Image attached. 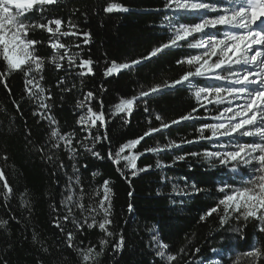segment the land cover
Returning a JSON list of instances; mask_svg holds the SVG:
<instances>
[{
	"label": "trees",
	"instance_id": "obj_1",
	"mask_svg": "<svg viewBox=\"0 0 264 264\" xmlns=\"http://www.w3.org/2000/svg\"><path fill=\"white\" fill-rule=\"evenodd\" d=\"M205 1L209 4L218 2ZM110 3L118 4L127 11H104ZM165 3L166 0H58L57 5L49 6L43 14L35 9L27 14L33 21L41 23L46 22L41 15L47 20L62 19V31H68L67 24L71 21L80 32L91 33L89 44H84L83 38L61 37V42L71 46L69 55L80 51L82 59L91 57L94 61L95 75L85 76L79 75L86 71L79 67L80 58L70 68L66 60L61 61L64 68L59 70L48 62L47 58L55 52L47 46L51 34L39 29L29 33L30 39L45 41L44 45H37L38 54L45 57L44 79L40 80V85L48 90L45 96L49 92L51 94L52 98L47 103L52 105L51 114L58 121L60 131L75 132L73 143L76 144L87 134L82 130L87 126L78 124L80 116L86 114L89 107L98 111V101L104 102L110 143H98L94 149L104 158L97 159L78 147L74 162L80 169L86 207L98 204L103 198V182H110L112 225L109 230L114 235L104 237L98 228L89 229L86 226L83 232H77L71 223L62 224V227H65V231L74 232L73 244L81 248L95 246L100 251L99 240L102 237L108 239L103 254L93 264H213L215 261H219V264H236L237 261L239 264H249L243 254L251 250L257 241L264 245V234L257 231L255 220L248 221L245 227L243 220L235 219L222 225L220 215L216 213L203 221L200 218L216 205L218 199L223 198L224 193L219 192L218 188L225 183L239 186L242 176L251 175V166L240 165V172L232 173V165L224 166L218 161L204 160L202 156L186 155L203 153L205 150L218 151L217 144L225 142L226 137L213 142H183L196 140L202 125L219 123L211 117L219 115L224 105L203 101L206 107H201L192 95L195 89L185 84L163 89L136 101L127 123L124 113L112 115L114 106L121 99H130L142 90L179 79L184 72L194 70L193 66L178 64L177 61L200 55L199 49L188 47L189 41L195 42L199 38L197 35L187 41H179L180 47L165 49L130 69H121L111 76L103 74L105 67L111 66L105 61L128 63L148 56L154 48L167 43L174 33L168 27L166 17H175L173 23L178 24L199 21L186 13L158 11L165 8ZM216 31L221 30L217 28ZM212 33L221 37L220 33ZM76 44L81 47L76 48ZM4 70L5 61L0 58V72ZM61 78L64 84H58ZM194 83L199 87L212 85L210 80L203 78H196ZM7 84L10 92L0 84V157H7V160L0 159V169L5 173L12 194L7 200L4 199L2 193L5 188L0 181V220L7 221L5 226L0 227V264H81L77 253L66 246L65 233L54 224L57 216L65 214L61 201L69 194V177H73L72 186L76 187L71 167L73 161L69 160L63 147L47 152L46 142L51 128L46 120L33 115L44 109L39 107L35 98L27 95L24 72H12L7 76ZM65 86L72 88V91L62 92ZM88 92H93L98 99L85 100ZM81 101L85 103L84 108L77 107ZM145 107L148 111H145ZM193 108L198 111L192 112ZM189 112L203 119L181 121L145 137L135 148L125 149L122 153L134 155L144 152L146 148L164 146L169 140L181 144L179 148L140 156L136 161L137 169L150 165L147 171L132 176L130 170L124 169L122 176L120 169L126 162L122 160L116 166L107 158L109 147L115 152L122 144L138 138L149 128H159L162 122L170 123ZM157 115L161 120L156 119ZM91 131L93 135L97 134L96 128ZM103 131L100 129V132ZM204 134L208 136L210 132L206 130ZM251 141L240 139L241 143ZM84 143L90 141L85 140ZM41 146H45L46 153L53 156L52 161L46 156L42 158V153L37 151ZM179 155H186V159L173 163ZM158 160L171 167L157 168ZM60 161H63V168L57 166ZM96 191H99V195H94ZM129 204L132 211L128 210ZM75 215L80 216L78 210ZM101 219L102 214L96 216L97 221ZM236 227H241L242 233L233 231ZM34 233L36 241L33 240ZM120 235L124 239L123 246L114 250ZM157 242L168 246L166 255L178 254L177 259L167 261L159 257ZM181 249H184L183 253ZM259 264H264V258Z\"/></svg>",
	"mask_w": 264,
	"mask_h": 264
},
{
	"label": "snow or ice",
	"instance_id": "obj_2",
	"mask_svg": "<svg viewBox=\"0 0 264 264\" xmlns=\"http://www.w3.org/2000/svg\"><path fill=\"white\" fill-rule=\"evenodd\" d=\"M57 4L58 0H0V58L5 61V70L0 72V84H3L10 92L7 76L15 71L24 72L27 95L30 98H35L39 107L44 109L43 112H34L33 115L46 120L51 128L48 141L46 142L47 152H51L53 149L59 150L63 147L68 153L69 160L73 161L71 167L75 174L74 183L76 187L72 186L73 177H69L67 186L69 194L65 195L61 201L65 206V214L57 216L54 224L57 229L65 233L66 246L77 253L81 264H93L103 254V250L108 244V239L102 237L99 240L100 251H97L95 246L81 248L73 244L74 232L65 231V227H62V224L71 223L77 232H83L85 226L89 229L98 228L104 234V237H113L114 233L109 230V226L112 225V220L110 219L112 215V189L109 187L110 182L108 180L103 182V198L98 204L96 206L90 204L86 207L83 203L86 194L81 184L80 169L74 162L77 158L78 147H82L84 151L97 159H103L104 157L98 151H94L95 146L98 143H110V141L103 100L98 101V111H94L89 107L87 113L80 116L78 124L87 126V128L82 129L87 134L81 140L76 141V144L73 143L76 137L75 132H61L58 121L51 114L52 105L47 103L52 98L51 94L49 92L45 96L44 94L48 90L40 85V80L44 79L42 72L45 67V57L39 55L37 49V45H44L45 41L30 39V32L39 29L51 34L47 46L54 49L55 52L47 59L56 69L64 68L61 61L65 60L69 68L73 67L76 65L77 59L80 58L79 67L86 69V71L80 72L79 75H95L93 72L94 61L91 57L82 59L80 51L72 52L69 55L71 46L61 42V37H74L83 38L84 44H89L91 42L90 32H80L77 25L71 21H68L67 24L68 31H62L61 29L64 25L62 19L47 20L45 16L41 15V19L46 20V22L41 23L33 21L27 15L33 9L37 13L43 14L49 6ZM104 11L111 13L113 11H127V9L122 8L118 4L110 3ZM158 11L195 13L199 15L200 22L178 24L173 23L174 17H166L168 19V27L174 33L167 43L154 48L148 56L128 63L117 64L115 61H105L106 64L110 63L111 65L110 67H105L103 71L105 76H111L114 72H118L121 69H130L139 65L144 60L151 59L170 47H180L179 41H187L195 33H204L208 38L199 39L195 42L189 41L188 47L202 49L203 52L200 55L189 56L177 61L178 64L186 63L193 66L194 70L184 72L179 79L142 90L138 95L130 99H121L114 106L112 115L124 113L125 123H127V117L131 116L136 101L157 94L163 89L176 88L178 85L184 86L185 84L195 89L192 95L200 103L201 107H206L203 101L217 105L224 104L226 100L228 104H231L233 100L243 101V103L236 106V109L225 107L219 115L211 117V119L220 122L202 125L198 129L200 135L196 140L183 142L188 144L197 143L201 140L213 142L218 141L221 137H232L233 140L238 137L258 138L259 142H230L227 145L223 143L217 145L218 148L231 150H205L203 153L193 152L186 155L193 157L202 156L204 160L209 162L218 161L219 164L224 166L232 165L231 170L234 173L240 172V165L251 166V175L248 177L242 176L239 186H236L235 183H225L218 188L219 192L224 193L223 198L218 199L216 205L209 208L200 219L203 221L208 216L216 213L220 215L222 225L235 219L236 221L243 220L245 227L248 221L255 220L257 222V231L264 234V19H261V17H264V0H223V3L218 0L215 4H209L205 0H166L165 8ZM207 12H216L218 15L214 18H208L206 16ZM258 20L259 24H257ZM217 25H222L226 29L223 39H218L216 34L205 31L206 29L216 28ZM254 25L255 27H253ZM75 47L80 48L81 45L76 44ZM213 58L215 59L213 60ZM219 70H223L227 74L224 75ZM65 71L67 72L66 68ZM37 76H39V79H37ZM196 78L223 81L233 85V87L215 85L199 87L194 83ZM64 83L63 78L58 81V84ZM61 91L71 92L72 88L65 86ZM224 93H227V96L223 95ZM228 97H232V99L229 100ZM92 99H98V97L93 92H88L85 100L90 101ZM77 107L84 108V101L79 102ZM17 109L19 110V105H17ZM145 111H148L147 107H145ZM196 111L198 109H192V112ZM192 112L170 123L162 122L159 128H149L138 138L122 144L115 152L109 147L107 158L116 166H119L122 160L126 162L123 168L120 169L122 176L124 175V169L130 170L132 176L137 175V172L147 171L151 167L150 165L137 169L136 161L140 156L145 153H158L163 152L165 149L179 148L181 144L169 140L164 146L158 145L154 148H146L144 152L134 155H122L125 149L135 148L145 137L152 136L153 133H158L163 129H168L172 125L181 123V121L203 119L202 117L193 116ZM156 119L161 120V117L157 115ZM97 122H99V126ZM53 125L56 127H53ZM93 128L97 129L96 135H93L91 131ZM100 129H104V131L100 132ZM206 130L210 132V135L205 136ZM85 140L90 141V143H84ZM37 151L42 153V158L46 156L48 160H53V156L46 153L45 146H41ZM186 155L175 157L173 163L176 160H185ZM0 159L7 160V157H0ZM57 166L63 168V161H60ZM212 166L215 167L216 165L213 163ZM83 167L86 168L87 166L83 165ZM156 167H171V165H165L158 160ZM93 175H96V173H93ZM0 181L3 182L5 188V192L2 195L7 200L12 194V188L8 185L3 169H0ZM193 187L195 188V185ZM196 191H201V189H196ZM94 195H99V191H96ZM25 203L27 204L28 202L25 201ZM76 210L80 213L79 217L75 215ZM128 210L132 211L131 204L128 205ZM101 214L102 219L97 221L96 216ZM6 224L7 221L0 220V227ZM233 231L242 233V228L236 227L233 228ZM36 239L37 236L34 233L33 240L36 241ZM123 243V236L120 235L118 243L114 245V250L122 248ZM157 247L160 248L157 253L159 257L167 261H175L177 259L178 254L166 255L165 249L168 247L167 245H161L157 242ZM183 251L184 249L180 250L181 253ZM196 251L198 252L199 249H196ZM243 255L249 260V264H259L261 258H264V245H260L259 241H257L251 250ZM213 264H219V261H215ZM236 264H239V262L237 261Z\"/></svg>",
	"mask_w": 264,
	"mask_h": 264
},
{
	"label": "rangeland",
	"instance_id": "obj_3",
	"mask_svg": "<svg viewBox=\"0 0 264 264\" xmlns=\"http://www.w3.org/2000/svg\"><path fill=\"white\" fill-rule=\"evenodd\" d=\"M205 2H206V1H205ZM175 14H176V13H175ZM186 14H189V15H191V16L197 17V18L199 19V21H198L197 23L200 22V17H199L198 14H195V13H186ZM217 15H218V13H216V12H207V13H206V16H207L208 18H214V17H216ZM261 18H264V17H261ZM173 20H175V17H174ZM253 27H255V25H254ZM217 28H220L221 31H216ZM228 30H232V29H228ZM205 31H206V32H209V31H210L211 33H212L213 31H215L216 33H220V34H221V37H218V36H216V37H217L218 39H223V38H224V32L226 31V29H225V27L222 26V25H217L216 28L206 29ZM233 31H235V30H233ZM241 31H242V30H241ZM196 35L199 36V38H198L197 40H199V39H207V38H208L207 35H205L204 33H195V34H193V36H196ZM193 36H191V37H193ZM191 37H189V38H191ZM189 38H188V39H189ZM254 47H255V46H254ZM199 51H200V54L203 52L202 49H199ZM214 59H215V58H213V60H214ZM219 71H221L222 74H224V75L227 74L226 72H223V70H219ZM210 82L212 83V85H219V86H221V87H233V85H229V84H227L226 82H223V81H215V80H211ZM223 95L227 96V93H224ZM228 99L231 100L232 97H228ZM205 102H207V101H205ZM241 103H243V101H240V100H233L231 104H228V102H227V100H226L225 103L222 104V105H224V107H233V109H236V106H237L238 104H241ZM227 115H231V114H227ZM240 139H245V140H246V139H250V140H252L251 143H253V142H259L258 138H255V137H238L236 140H233L232 137H226V141H225V142H219V143H223V144H225V145L229 144L230 142H232V143H241V142H240ZM219 143H218V144H219ZM218 144H217V145H218ZM216 147H217V146H216ZM217 148H218V147H217ZM217 150H218V151H226V150H231V149L218 148Z\"/></svg>",
	"mask_w": 264,
	"mask_h": 264
},
{
	"label": "bare ground",
	"instance_id": "obj_4",
	"mask_svg": "<svg viewBox=\"0 0 264 264\" xmlns=\"http://www.w3.org/2000/svg\"><path fill=\"white\" fill-rule=\"evenodd\" d=\"M261 19H264V18H261Z\"/></svg>",
	"mask_w": 264,
	"mask_h": 264
}]
</instances>
